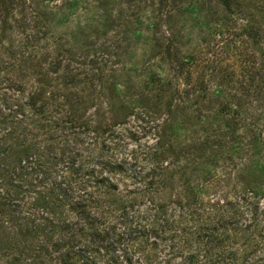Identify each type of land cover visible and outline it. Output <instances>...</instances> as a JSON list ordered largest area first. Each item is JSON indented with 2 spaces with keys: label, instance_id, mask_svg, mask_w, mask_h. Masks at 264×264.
I'll return each instance as SVG.
<instances>
[{
  "label": "rangeland",
  "instance_id": "1",
  "mask_svg": "<svg viewBox=\"0 0 264 264\" xmlns=\"http://www.w3.org/2000/svg\"><path fill=\"white\" fill-rule=\"evenodd\" d=\"M226 4L0 0V264H264V0Z\"/></svg>",
  "mask_w": 264,
  "mask_h": 264
},
{
  "label": "trees",
  "instance_id": "2",
  "mask_svg": "<svg viewBox=\"0 0 264 264\" xmlns=\"http://www.w3.org/2000/svg\"><path fill=\"white\" fill-rule=\"evenodd\" d=\"M226 4V0H223ZM229 4V3H228ZM226 4V5H228ZM263 76H264V73H263ZM35 103V102H34ZM63 194L69 198V200H73V198L75 197L73 195V193L71 192L72 190H67V188H64L63 189ZM85 195H88L87 193H76V197L78 198L77 200L75 199V205L79 207V217L81 220H85V222L87 223V225L89 226V228H93V236L96 238L97 236V239H99L102 243L100 244L101 247H106L107 250H109L108 248H110V246L112 247V243L108 242V244L104 243V239L106 237L109 236L110 234V231L108 228H97L95 227V217H93L89 211L85 208L88 206V199ZM75 197V198H76ZM90 202V201H89ZM228 205H230L229 208H227V211H233L235 208V205L233 206L232 203H228ZM226 210V209H225ZM235 211H237V209H235ZM222 220H223V223H231L232 220V217H228L227 219H224L223 216H222ZM83 231V228H79V233ZM119 236V235H118ZM119 243V240L116 241V243H114V248L116 247V244ZM73 247H75V245H73ZM79 247V257H82L83 256V253L87 251V248H89V245L87 242H81L79 240V245L77 246ZM114 252V256L112 258H110V261H107V264H116L117 262H119V260L121 261L122 258H120L119 255H117V251H113ZM252 253H255L254 251L253 252H248V253H245L243 256H244V260H250V256ZM126 260H130L129 264H132L131 262V259L130 258H126Z\"/></svg>",
  "mask_w": 264,
  "mask_h": 264
}]
</instances>
